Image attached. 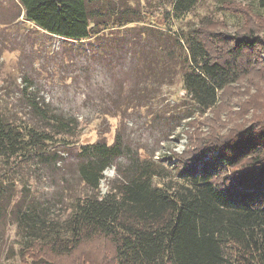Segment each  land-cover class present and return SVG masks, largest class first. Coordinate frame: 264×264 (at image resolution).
<instances>
[{
  "label": "trees",
  "instance_id": "trees-1",
  "mask_svg": "<svg viewBox=\"0 0 264 264\" xmlns=\"http://www.w3.org/2000/svg\"><path fill=\"white\" fill-rule=\"evenodd\" d=\"M20 2L26 19L48 34L82 41L99 33L91 25L95 0ZM196 2L176 0L174 9L185 13ZM256 32L195 29L186 41L176 37L187 50L184 80L199 116L244 74L264 71V37ZM31 94L26 104L37 120L0 111L5 187L15 183L9 173L19 167L75 146L69 140L75 122ZM210 126L207 134L188 132L186 149L173 153L174 168L145 152L125 161L119 140L79 145V177L89 193L76 196L64 218L32 205L22 210L21 256L30 264H264V120L224 133ZM110 167L116 174L102 193Z\"/></svg>",
  "mask_w": 264,
  "mask_h": 264
},
{
  "label": "rangeland",
  "instance_id": "rangeland-1",
  "mask_svg": "<svg viewBox=\"0 0 264 264\" xmlns=\"http://www.w3.org/2000/svg\"><path fill=\"white\" fill-rule=\"evenodd\" d=\"M175 1L95 0L91 25L99 33L80 41L37 27L20 0H0V111L37 120L26 104L31 92L77 125L69 137L74 147L19 167L9 173L15 183L7 187L0 179V264H30L21 256L22 210L32 205L64 218L71 201L89 193L79 177V145L119 140L125 161L145 152L174 168L173 153L186 149L189 131L207 134L213 123L224 133L264 120V71L255 69L199 116L184 80L187 50L176 40L195 29L242 35L249 27L264 37L259 0H197L185 13L175 11ZM127 20L132 22L121 25ZM115 174L114 167L105 171L102 193Z\"/></svg>",
  "mask_w": 264,
  "mask_h": 264
}]
</instances>
